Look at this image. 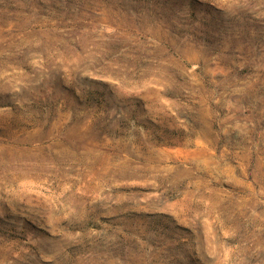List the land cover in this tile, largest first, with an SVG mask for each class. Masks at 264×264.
<instances>
[{"label": "rangeland", "instance_id": "374dc122", "mask_svg": "<svg viewBox=\"0 0 264 264\" xmlns=\"http://www.w3.org/2000/svg\"><path fill=\"white\" fill-rule=\"evenodd\" d=\"M0 264H264V0H0Z\"/></svg>", "mask_w": 264, "mask_h": 264}]
</instances>
